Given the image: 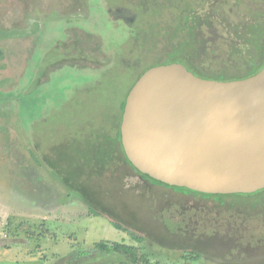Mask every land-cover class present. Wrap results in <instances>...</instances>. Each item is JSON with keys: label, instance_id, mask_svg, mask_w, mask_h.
Wrapping results in <instances>:
<instances>
[{"label": "rangeland", "instance_id": "rangeland-1", "mask_svg": "<svg viewBox=\"0 0 264 264\" xmlns=\"http://www.w3.org/2000/svg\"><path fill=\"white\" fill-rule=\"evenodd\" d=\"M188 13L215 38L203 71L259 61L244 28L264 23V0H0V264H186L191 251L190 264H264V191L175 194L110 145L126 93L168 60ZM101 241L147 255L133 262Z\"/></svg>", "mask_w": 264, "mask_h": 264}, {"label": "water", "instance_id": "water-1", "mask_svg": "<svg viewBox=\"0 0 264 264\" xmlns=\"http://www.w3.org/2000/svg\"><path fill=\"white\" fill-rule=\"evenodd\" d=\"M131 163L163 183L211 194L264 188V66L241 79L205 78L181 62L149 68L126 98Z\"/></svg>", "mask_w": 264, "mask_h": 264}, {"label": "trees", "instance_id": "trees-1", "mask_svg": "<svg viewBox=\"0 0 264 264\" xmlns=\"http://www.w3.org/2000/svg\"><path fill=\"white\" fill-rule=\"evenodd\" d=\"M226 1L227 0H224V2H226ZM182 18H183V20H182V23L180 25V27H182L181 29L183 30L182 39L180 40L179 43H177L176 47H174L173 53L170 54V56L167 58L168 60H166L165 62H164V60H159L156 63H153L152 65H150L148 68L144 69L140 73L138 78L135 80V82L132 84L131 88L126 93L124 101L120 105V110H119L120 112L118 114L117 122H116V125H115V130H116V132H115V134H116L115 135V141H114V143L111 141L110 145L113 144L112 146H116L118 144V145L121 146V149L124 152H125V149H124V145H123V142H122L121 123H122L123 112H124V108H125V104H126V98H127L128 93L132 89V87L137 82V80L149 68H151L153 66H156V65H159V64H162V63L181 62V63L185 64L186 67L189 70H192L198 76L205 77V78H216V79H220V80H232V79L246 78V77H249L251 75H254L257 72H259L262 69V67L264 66V37H263V35H264V23H259V22L254 21L251 24L246 25L245 28H244V30L249 32L250 33L249 35L251 36V38L248 39V41H251L252 43L254 42V44H256V46H257L256 50L259 52L258 53V57H259V61L260 62L258 61L251 68H247V69H244V70L241 69L240 71L238 70L239 72H235L232 75H227L226 73H224L222 71L217 72L216 74H213L212 70L203 71L198 66V64H196L197 62L200 61V59L202 57H204L205 55L206 56L208 55L209 50H207L205 48V46L211 41L212 36L210 38L206 37V35L204 34V32L202 30H201V32L199 31L200 29H199L198 25H196V26L191 25V22H192L191 20H193L195 18L192 13L182 14ZM231 28L232 27L226 28L225 31L227 33L233 34V31L231 30ZM211 29H212L211 31H214L213 28H211ZM198 31L200 32V34H199ZM226 32H225V34H226ZM213 39L215 40L214 37L212 38V40ZM207 41H209V42L207 43ZM234 44L235 43H232L231 48L228 47V49H226V50L227 51L229 50L230 53H235V52H233L231 50V49H234V47H233ZM211 51L212 52L216 51L215 50V46H213ZM4 58H5L4 49L0 48V62ZM125 154H126V152H125ZM126 159L130 162L127 154H126ZM110 163L111 162H109L107 164H104L103 168L104 167H108L110 165ZM134 169L137 172H139L140 174H142L145 178H148L149 180H151L152 182L165 184L166 186H171V187H174V188L179 189L181 191H187V192H191V193H194V194H197V195L213 197L214 199H216L218 201H221V202H225V199H227V198L244 199V197L250 198V196H252V198H254V196L257 197L261 192L264 191V188H263V189H260V190H257L255 192H251V193H231V194L203 193V192H199V191H195V190L189 189L187 187L173 186V185H169V184L163 183V182H161L159 180H156L154 178H151L149 175L141 172L135 166H134ZM63 183H65L67 185V187L71 190L72 186L67 180H66V182H63ZM92 211L93 210H91V212ZM26 224H27L26 222H22L20 224L21 228H24V225H26ZM113 224L118 229H123L124 228L123 225L121 223H119L118 221L114 222ZM31 234H34V232H32ZM39 235L40 234H38V236ZM133 237L136 240H138V241H142L143 240V237H141L139 235H136V234H134ZM96 247H97V249H100L101 251H104V252H114V253H119V254H122V255H126L133 262H138V261H140V259L145 258L146 255H147L144 252L141 253L140 247H136V246L129 245V244H126V243H119V242L108 243V242H105V241H101V242H97L96 243ZM191 252H192V254H189V255L187 254V255L183 256L186 264H190L191 263V262H189V260L190 261L197 260L201 256L200 253H196L195 251H191ZM78 254L80 255V253H78ZM79 255H77V256H79Z\"/></svg>", "mask_w": 264, "mask_h": 264}, {"label": "flooded vegetation", "instance_id": "flooded-vegetation-1", "mask_svg": "<svg viewBox=\"0 0 264 264\" xmlns=\"http://www.w3.org/2000/svg\"><path fill=\"white\" fill-rule=\"evenodd\" d=\"M118 145V144H117ZM116 145V146H117ZM121 147V146H120ZM117 150V148H116ZM121 158H122V161L124 162V164L126 163L127 165H129V167L132 169H134V166L133 164L131 163V161L129 162L127 159H126V154L124 151H122L121 149ZM112 162V161H111ZM137 172V171H136ZM138 173V176L139 178H141L142 180H145V181H150L152 182L151 180H149L148 178H145L142 174H140L139 172ZM151 184H159V186L163 187L166 191L168 190H171L173 193L177 194V193H183L184 195H187V196H192V195H197V194H194V193H191V192H187V191H181L179 189H176L174 187H171V186H166L165 184H160V183H155V182H152ZM199 196H202V195H199ZM204 197H207V196H204Z\"/></svg>", "mask_w": 264, "mask_h": 264}]
</instances>
